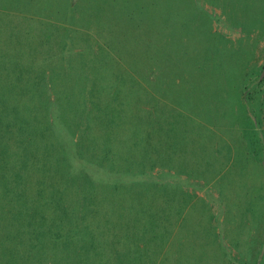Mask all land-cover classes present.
Listing matches in <instances>:
<instances>
[{
	"label": "rangeland",
	"instance_id": "rangeland-1",
	"mask_svg": "<svg viewBox=\"0 0 264 264\" xmlns=\"http://www.w3.org/2000/svg\"><path fill=\"white\" fill-rule=\"evenodd\" d=\"M40 2L90 36L95 79L105 42L200 125L151 132L144 112H80L71 90L54 111L27 41L1 47L0 264H264V0Z\"/></svg>",
	"mask_w": 264,
	"mask_h": 264
},
{
	"label": "crops",
	"instance_id": "crops-1",
	"mask_svg": "<svg viewBox=\"0 0 264 264\" xmlns=\"http://www.w3.org/2000/svg\"><path fill=\"white\" fill-rule=\"evenodd\" d=\"M10 2L12 1L0 0V48L4 45L7 48L11 46L23 48L26 47L24 44L27 41L31 52L37 56L36 60L32 61V67L37 70L45 69L47 78L52 79L53 94L49 86L47 91L48 100L55 103L54 111L59 100L56 95L65 94L71 90L74 92L72 102H78L80 112H144L145 125L150 127L151 132L176 133L179 123L186 119H191L196 123L194 126L199 127L200 118L195 113H189L182 103V106L176 102L170 104L171 100L168 99L169 104H163L154 96L150 99L146 94L147 89L150 91L149 83L143 79H135L137 74L134 68L130 67L131 70L126 64L122 63V65L117 53L112 51L107 43L102 44L105 46V62H107L104 68L108 67L109 75L105 74L104 78L97 80L95 78L99 75L98 72L94 66L89 68L83 59L85 57L88 61H94L100 55L95 47L86 46V37L90 38L87 33L86 36L81 29H71V27L46 20H55L50 16L43 15L46 19L38 18L39 10L37 9L41 7L40 0H24L25 3L27 2V6L23 9L26 11L24 13L37 15L36 17L24 15L23 11H16ZM7 4H10L12 8ZM45 4L53 5V0ZM64 30H67L69 34ZM110 54L117 55L116 60H119L117 62L122 68L117 62L116 64L113 62ZM122 73H128L127 76H130L131 80L127 84L120 82L119 85L118 81ZM80 88L84 92H81ZM133 101L139 104H132ZM156 116L169 121L174 129L169 132L167 128H156Z\"/></svg>",
	"mask_w": 264,
	"mask_h": 264
}]
</instances>
